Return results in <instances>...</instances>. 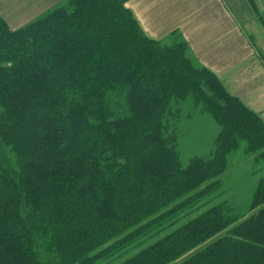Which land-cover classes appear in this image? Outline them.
Returning <instances> with one entry per match:
<instances>
[{
	"label": "trees",
	"instance_id": "obj_1",
	"mask_svg": "<svg viewBox=\"0 0 264 264\" xmlns=\"http://www.w3.org/2000/svg\"><path fill=\"white\" fill-rule=\"evenodd\" d=\"M127 1L0 15V264H264V174L247 210L209 203L242 144L264 160V121ZM189 99L221 130L184 167Z\"/></svg>",
	"mask_w": 264,
	"mask_h": 264
},
{
	"label": "crops",
	"instance_id": "obj_2",
	"mask_svg": "<svg viewBox=\"0 0 264 264\" xmlns=\"http://www.w3.org/2000/svg\"><path fill=\"white\" fill-rule=\"evenodd\" d=\"M68 0H0V15L20 28ZM147 36L186 42L232 95L264 121V0H128Z\"/></svg>",
	"mask_w": 264,
	"mask_h": 264
},
{
	"label": "rangeland",
	"instance_id": "obj_3",
	"mask_svg": "<svg viewBox=\"0 0 264 264\" xmlns=\"http://www.w3.org/2000/svg\"><path fill=\"white\" fill-rule=\"evenodd\" d=\"M175 43L161 44L170 46ZM187 51L197 65L204 66L191 52L189 45ZM179 104L181 111L178 120L175 118L174 121L177 120L176 134L181 162L186 167L193 157L208 156L214 150V143L221 127L211 114L203 112L201 107L195 108L191 99ZM245 146L246 143L242 144L238 150L230 154L228 168L221 176L220 191L210 197L211 205L217 201L227 200L243 210L249 208L258 179L264 174V160L258 161L255 156L257 153H246ZM2 150L8 163L13 164L14 157L8 149L4 147ZM200 211H194L195 215Z\"/></svg>",
	"mask_w": 264,
	"mask_h": 264
}]
</instances>
